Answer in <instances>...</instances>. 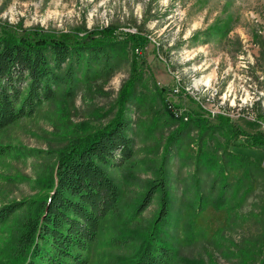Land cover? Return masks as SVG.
<instances>
[{
    "label": "rangeland",
    "instance_id": "374dc122",
    "mask_svg": "<svg viewBox=\"0 0 264 264\" xmlns=\"http://www.w3.org/2000/svg\"><path fill=\"white\" fill-rule=\"evenodd\" d=\"M5 24L81 35L113 27L143 41L125 45L112 72L79 83L71 99L60 88L33 115L0 130V144L11 145L0 157V204L42 195L58 152L74 137L106 125L120 108L124 85L138 72L124 102L133 165L106 167L122 197L104 222L91 264H124L137 254L160 201L154 196L138 216L135 208L160 175L170 215L159 232L176 250L174 264L259 263L264 148L253 147L249 138H264V0H0ZM174 136L179 143L168 147ZM25 210L0 226L4 260Z\"/></svg>",
    "mask_w": 264,
    "mask_h": 264
},
{
    "label": "trees",
    "instance_id": "16d2710c",
    "mask_svg": "<svg viewBox=\"0 0 264 264\" xmlns=\"http://www.w3.org/2000/svg\"><path fill=\"white\" fill-rule=\"evenodd\" d=\"M142 41L138 34L113 27L87 30L81 35L76 31L0 25V130L33 115L53 100L60 88L71 99L79 83L94 79V75L111 73L126 53L125 45L140 47ZM132 68L137 70L136 60ZM139 76L134 72L126 82L119 94L120 108L106 125L74 137L58 152L51 180L45 183L42 195L0 204V226L26 208L15 232H10L11 254L5 260L0 258V264H91L104 222L118 210L122 197L118 183L106 167L130 168L134 157V139L129 134L124 102ZM166 100L176 107L171 99ZM170 108H166L168 117L174 119ZM231 131L250 135L241 129ZM179 140V136L171 137L168 147ZM249 144L264 148V138L251 134ZM10 148L11 145L0 144V157L7 155ZM234 156L246 158L235 153ZM154 196L160 201L154 220L158 231L155 233L153 227L137 254L125 259L124 264L175 263L176 250L160 233L170 215L163 175L155 177L142 193L134 215H140ZM258 264H264L263 254Z\"/></svg>",
    "mask_w": 264,
    "mask_h": 264
},
{
    "label": "built area",
    "instance_id": "2783aa9c",
    "mask_svg": "<svg viewBox=\"0 0 264 264\" xmlns=\"http://www.w3.org/2000/svg\"><path fill=\"white\" fill-rule=\"evenodd\" d=\"M139 50H141V49H136V51H137V52H139ZM175 113H176V115H178V113H177V112H175Z\"/></svg>",
    "mask_w": 264,
    "mask_h": 264
},
{
    "label": "water",
    "instance_id": "95a60500",
    "mask_svg": "<svg viewBox=\"0 0 264 264\" xmlns=\"http://www.w3.org/2000/svg\"><path fill=\"white\" fill-rule=\"evenodd\" d=\"M263 166H264V163H263Z\"/></svg>",
    "mask_w": 264,
    "mask_h": 264
}]
</instances>
